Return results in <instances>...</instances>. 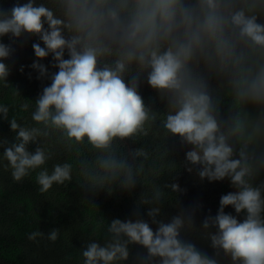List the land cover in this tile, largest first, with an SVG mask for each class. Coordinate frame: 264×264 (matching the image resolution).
Returning <instances> with one entry per match:
<instances>
[{
    "label": "clouds",
    "instance_id": "1",
    "mask_svg": "<svg viewBox=\"0 0 264 264\" xmlns=\"http://www.w3.org/2000/svg\"><path fill=\"white\" fill-rule=\"evenodd\" d=\"M5 35L42 41L31 45L37 59L28 67L50 84L34 103L20 101L29 117L10 116L16 103L0 101V120L14 134L0 138V166L16 182L35 173L40 193L74 174L92 194L144 188L137 207L146 206L148 219L101 221L80 249L81 264H264V0H17L0 10L4 87L13 52ZM49 55L58 71L40 62ZM143 83L161 107L145 103ZM150 133L156 148L122 150L121 141ZM172 136L191 146L182 165L189 174L227 179L234 189L199 225V203L158 218L185 191L159 183L181 166L165 146ZM194 234L209 241L211 255L186 238ZM59 237V228L27 234L37 243ZM132 245L144 251L132 255Z\"/></svg>",
    "mask_w": 264,
    "mask_h": 264
},
{
    "label": "trees",
    "instance_id": "2",
    "mask_svg": "<svg viewBox=\"0 0 264 264\" xmlns=\"http://www.w3.org/2000/svg\"><path fill=\"white\" fill-rule=\"evenodd\" d=\"M16 2L17 0H0V10L8 11ZM19 2L23 3L25 0ZM2 40L12 46L13 52L5 61L11 67V71L7 77L8 86H0V101L6 104L16 103L15 113L10 109V116L18 114L29 117L28 112H19L20 101L28 99L32 100L29 103H34L43 87L50 84L46 78L36 79L38 73L28 67L37 59L31 45L39 43L43 47V43L35 35H24L16 40H11L5 35ZM65 58H68L67 54ZM40 62L44 63L50 72L58 71L51 67V55L42 58ZM22 65L24 70L20 71ZM14 91H17L19 96L14 97L12 95ZM140 94L146 104L161 107L158 103H153L155 93L146 83L141 85ZM227 107V104H223L222 112ZM13 135L8 122L0 120V138L11 141ZM121 144L125 152L140 146L151 151L160 144V141L150 133L149 136L137 141L126 138ZM165 146L170 153L169 159H173L181 166L170 175L165 172L159 183L177 182L185 191L177 193L175 199L165 201L158 218L168 222L181 207L188 208L199 203L202 205L196 213V223L199 225L205 215L216 214L221 195L234 189L230 187L227 179L208 182L189 174L182 165L185 154L183 152L191 146L182 145L177 137H170ZM35 147L36 145L30 144L29 150L34 151ZM2 151L3 149H0V152ZM65 158L63 154L56 157L59 160ZM164 163L167 164V160ZM48 166L51 167V162ZM38 187L35 173L16 182L12 179L10 171H5L0 166V264H81L80 249L84 242L92 237L94 231L97 233L101 231V221L106 224L114 218L134 219V213L148 219L146 206L137 207L139 196L144 190L143 185L139 183L131 192L115 188L111 194L106 190L92 194L82 186L79 177L74 174L71 182L64 185L54 184L45 193H40ZM165 191L170 193L171 189ZM225 212L236 215L231 206H227ZM150 226L155 230L156 225ZM52 228L60 229V237L55 243L46 239H41L38 243L27 239V234L32 231L41 230L48 233ZM186 238L191 239L209 255L212 254L209 241L198 234ZM130 249L132 255L144 251L137 245L130 246Z\"/></svg>",
    "mask_w": 264,
    "mask_h": 264
},
{
    "label": "rangeland",
    "instance_id": "3",
    "mask_svg": "<svg viewBox=\"0 0 264 264\" xmlns=\"http://www.w3.org/2000/svg\"><path fill=\"white\" fill-rule=\"evenodd\" d=\"M187 151V150H186ZM186 151H184L183 153H185Z\"/></svg>",
    "mask_w": 264,
    "mask_h": 264
}]
</instances>
